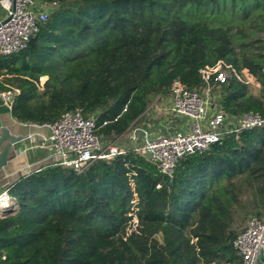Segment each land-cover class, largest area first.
Masks as SVG:
<instances>
[{
  "label": "trees",
  "instance_id": "16d2710c",
  "mask_svg": "<svg viewBox=\"0 0 264 264\" xmlns=\"http://www.w3.org/2000/svg\"><path fill=\"white\" fill-rule=\"evenodd\" d=\"M36 1L50 4L47 18L0 55V88L19 91L16 120L78 109L96 133L121 138L173 81L201 89L200 69L218 61L230 67L210 80L216 105L264 117V0ZM8 191L0 264H242L232 240L264 216V123L187 155L171 175L127 149L80 172L48 164ZM132 208L139 223L127 232Z\"/></svg>",
  "mask_w": 264,
  "mask_h": 264
},
{
  "label": "built area",
  "instance_id": "2783aa9c",
  "mask_svg": "<svg viewBox=\"0 0 264 264\" xmlns=\"http://www.w3.org/2000/svg\"><path fill=\"white\" fill-rule=\"evenodd\" d=\"M50 4L36 0H0V55L16 52L26 45L27 40L38 29L50 11ZM229 65L218 61L213 66L200 69L204 87L189 89L180 81L172 82L165 100L156 98L162 105L164 116L162 129L149 131L133 126L128 131L129 148L144 156L162 173L171 175L177 163L192 153L204 151L210 143L219 141L226 134L237 137L242 130L258 127L264 117L249 110L240 115H228L211 96L210 80L224 82L229 75ZM230 70L236 75L234 69ZM43 77L41 78L42 82ZM18 89L13 86L0 88V99L10 108ZM183 119L175 130L165 121ZM96 117H84L80 110H66L52 122L32 123L46 127L48 134L42 146L52 150L61 164L80 172L96 159H108L126 152L114 136L103 137L95 131ZM8 188L0 190V212L15 203ZM4 201L5 204H1ZM127 232L135 230L139 220L135 208L128 213ZM232 245L242 264H256L264 251V216H251L244 228L232 240ZM214 264V263H212Z\"/></svg>",
  "mask_w": 264,
  "mask_h": 264
},
{
  "label": "crops",
  "instance_id": "0c3cea01",
  "mask_svg": "<svg viewBox=\"0 0 264 264\" xmlns=\"http://www.w3.org/2000/svg\"><path fill=\"white\" fill-rule=\"evenodd\" d=\"M164 119L163 115L156 119L149 105L139 123L135 124L134 127H144L149 131L161 130L162 127H159L158 124ZM167 120L170 121L171 130L177 129L183 122L182 118L171 119L170 117ZM47 134L48 129L46 127L16 120L12 116L10 108L0 99V150L10 138L16 139L14 143H10L6 162L0 167V190L11 186L19 176L51 164L56 160L52 150L42 146ZM116 142L122 144L120 138ZM125 142L126 145L130 144L127 137ZM256 264H264V251Z\"/></svg>",
  "mask_w": 264,
  "mask_h": 264
},
{
  "label": "rangeland",
  "instance_id": "374dc122",
  "mask_svg": "<svg viewBox=\"0 0 264 264\" xmlns=\"http://www.w3.org/2000/svg\"><path fill=\"white\" fill-rule=\"evenodd\" d=\"M45 79V77H43V79H42V81ZM250 82H251V86H252V89H253V91L255 92V93H257L258 92V90H259V87H258V84L254 81V80H252V79H250ZM157 98V97H156ZM156 98H154L152 101H151V103H150V109L152 110V113L154 114V116L156 117V119L161 115V117H162V111H163V108H162V105H160L159 103H157V100H156ZM166 98L165 97H162V99L161 98H159V100H165ZM163 122V120L162 121H160L159 122V127H161L160 126V124ZM167 124H169L170 123V121L169 120H166L165 121ZM128 136V134L126 133V134H124L121 138H120V141L122 140V144H121V146L123 147V148H126V149H128L129 148V145L127 144L126 145V142H125V140H126V137ZM247 221V220H246ZM246 221L244 222V225L246 224ZM243 225V226H244Z\"/></svg>",
  "mask_w": 264,
  "mask_h": 264
},
{
  "label": "water",
  "instance_id": "95a60500",
  "mask_svg": "<svg viewBox=\"0 0 264 264\" xmlns=\"http://www.w3.org/2000/svg\"><path fill=\"white\" fill-rule=\"evenodd\" d=\"M16 139L10 138V140L4 145V147L0 150V167L3 166L6 162V156L8 150L10 148V143H14Z\"/></svg>",
  "mask_w": 264,
  "mask_h": 264
},
{
  "label": "bare ground",
  "instance_id": "6f19581e",
  "mask_svg": "<svg viewBox=\"0 0 264 264\" xmlns=\"http://www.w3.org/2000/svg\"><path fill=\"white\" fill-rule=\"evenodd\" d=\"M1 204H5L4 201Z\"/></svg>",
  "mask_w": 264,
  "mask_h": 264
}]
</instances>
